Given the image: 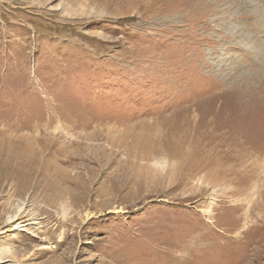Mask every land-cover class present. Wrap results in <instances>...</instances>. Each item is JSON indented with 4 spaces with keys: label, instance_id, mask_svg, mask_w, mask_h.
<instances>
[{
    "label": "rangeland",
    "instance_id": "rangeland-1",
    "mask_svg": "<svg viewBox=\"0 0 264 264\" xmlns=\"http://www.w3.org/2000/svg\"><path fill=\"white\" fill-rule=\"evenodd\" d=\"M0 257L264 264V0H0Z\"/></svg>",
    "mask_w": 264,
    "mask_h": 264
},
{
    "label": "bare ground",
    "instance_id": "bare-ground-1",
    "mask_svg": "<svg viewBox=\"0 0 264 264\" xmlns=\"http://www.w3.org/2000/svg\"><path fill=\"white\" fill-rule=\"evenodd\" d=\"M19 219H20V217H18V218H12L11 219V222H12V224H14V226L16 227V228H18L19 226V224L21 223V222H23V221H19ZM1 258V257H0Z\"/></svg>",
    "mask_w": 264,
    "mask_h": 264
}]
</instances>
